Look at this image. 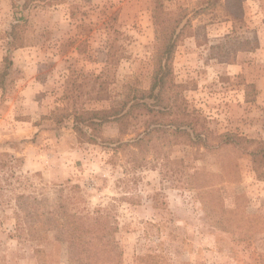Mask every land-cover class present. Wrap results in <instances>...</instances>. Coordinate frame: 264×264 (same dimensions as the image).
<instances>
[{
  "label": "rangeland",
  "instance_id": "374dc122",
  "mask_svg": "<svg viewBox=\"0 0 264 264\" xmlns=\"http://www.w3.org/2000/svg\"><path fill=\"white\" fill-rule=\"evenodd\" d=\"M180 14L167 30L168 92L208 130V148L169 137L152 117L142 143L145 118H127L122 132L90 115L150 89L170 44L154 17ZM11 29L20 47L10 51ZM226 134L242 141L225 144ZM132 139L137 148L124 146ZM259 142L264 0H0V264H70L55 232L17 231L22 194L59 196L77 214L100 209L113 264H264Z\"/></svg>",
  "mask_w": 264,
  "mask_h": 264
},
{
  "label": "trees",
  "instance_id": "16d2710c",
  "mask_svg": "<svg viewBox=\"0 0 264 264\" xmlns=\"http://www.w3.org/2000/svg\"><path fill=\"white\" fill-rule=\"evenodd\" d=\"M154 18L158 29L163 30L160 32L159 41H166V44L169 41L170 44L166 45L167 47L163 44V47L158 49V53L161 56L158 62L156 60L157 65L154 67L150 89L130 88L123 100L111 102V110L92 112L90 115L95 116L96 120L101 115L99 118L101 124L109 123L110 121L116 122L122 132V123L127 118H130V120L145 118V134L138 140V142L142 143L146 141L147 137H149L147 142H150V138L155 132L154 128H152V131L149 129V126H152V122L150 121V117H152L157 124H165V130L169 134V137L180 132L181 135L185 134L192 143L197 145L200 143L208 148L210 142L208 130L206 128H202L200 131L199 129L197 130V125L192 120H189V114L186 110L184 109L185 112H182L178 95H171L168 92L171 87L169 72L174 46L171 43L173 36L168 34L167 30H174L175 28L177 30L181 25L184 15L180 14L168 20L158 16ZM173 24L176 27L172 28ZM16 25H14L15 28ZM12 29L9 33L10 42H8L10 51L20 47V45H15L17 35ZM172 35H174V32ZM9 66H13V63L9 62ZM149 100H153L156 103L150 104ZM184 101L186 103V100ZM156 106H160L162 110H155L154 107ZM156 118H159L161 121H157ZM91 127L88 126V128ZM231 136L233 135L226 134L219 137L221 140L226 139L225 144L236 145L242 141V138L239 136H235L234 140L230 139ZM138 142L132 139L126 142L124 146L135 149L138 146ZM245 142L247 144L255 143L250 140H245ZM117 143L119 144L120 142L117 141ZM258 145L262 146L264 142H259ZM119 146L122 145L119 144ZM119 148L117 147L116 149ZM130 155H132L131 152ZM262 157H264V154ZM9 163L10 161H7L5 164L9 165ZM16 217L19 222L16 228L17 231H26L32 239H42V230L45 233L55 232V239L66 243L68 246V260L70 264L73 262H77L78 264H113V256L116 253L115 248L112 247L110 249L113 230L107 221V216H104L100 209L93 214H77L70 210L68 205H65V200L59 196L55 198L53 203H50L49 198L45 196L39 198L37 196L22 194L17 198Z\"/></svg>",
  "mask_w": 264,
  "mask_h": 264
},
{
  "label": "crops",
  "instance_id": "0c3cea01",
  "mask_svg": "<svg viewBox=\"0 0 264 264\" xmlns=\"http://www.w3.org/2000/svg\"><path fill=\"white\" fill-rule=\"evenodd\" d=\"M31 90H33V89L29 88V89L27 90V92L29 93ZM37 92H38V90H37ZM32 95H33V94H32ZM32 97H34V96H32Z\"/></svg>",
  "mask_w": 264,
  "mask_h": 264
}]
</instances>
